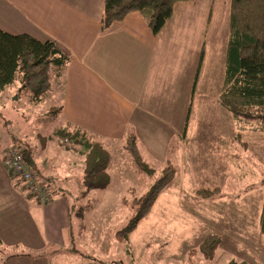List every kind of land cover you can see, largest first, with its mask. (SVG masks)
Listing matches in <instances>:
<instances>
[{
	"label": "rangeland",
	"instance_id": "374dc122",
	"mask_svg": "<svg viewBox=\"0 0 264 264\" xmlns=\"http://www.w3.org/2000/svg\"><path fill=\"white\" fill-rule=\"evenodd\" d=\"M231 5L232 0H196L174 9L175 25L184 27L185 35H205L207 60L211 52L214 62H221L220 85L215 95L207 86L199 89V96L204 91V107L197 116L198 107L193 106L190 113L196 119L179 138L157 129L159 135L149 140L146 150L147 137H141L142 143L131 133L150 174L135 164L128 149L132 144H102L109 155L110 182L102 190L87 191L82 181L85 159L56 144H62L57 135L62 125L56 113L59 101L48 93L36 102L33 93L24 94L19 87L0 93L1 112L11 122L15 143L23 146L26 138L37 154L62 153L77 167L68 174L59 171V186H51L67 190L72 203L73 242L67 251L52 254L68 257L57 264H264V234L257 220L264 211V132L238 122L219 102ZM189 37L192 33L185 39ZM217 106L219 115L212 118L210 107ZM168 139L177 144L174 153L168 151ZM167 170L175 171L173 180L136 230L121 240L118 234L142 210L143 200ZM213 216L219 219L214 222ZM208 237L220 242L219 253L211 259L200 253Z\"/></svg>",
	"mask_w": 264,
	"mask_h": 264
},
{
	"label": "crops",
	"instance_id": "0c3cea01",
	"mask_svg": "<svg viewBox=\"0 0 264 264\" xmlns=\"http://www.w3.org/2000/svg\"><path fill=\"white\" fill-rule=\"evenodd\" d=\"M105 2L0 0V28L11 35L27 34L41 41L53 39L72 56L67 71L48 92L59 101L56 113L62 120L61 130L72 125L94 141L122 148L132 133L142 143L141 137H147V143H143L146 150L149 140L159 135L157 129L179 138L196 119L190 113L193 106L198 107L197 116L199 108L204 107V91L199 96V89L207 86L205 89L217 94L221 62L215 63L211 52L207 60L205 35L196 31L185 35V28L175 25L174 16L159 35L138 12L103 31ZM191 33L192 37L186 40L185 36ZM210 110H214L212 118L219 115L218 106ZM9 123L0 105V261L65 262L67 256L52 254L65 251L73 242L72 203L67 190L57 188L61 194L55 195L52 187L59 186V171L68 174L77 167L62 153L37 154L34 144L26 138L23 146L18 145L12 140ZM174 142L168 139V151L173 153L178 150ZM56 144L61 147L59 141ZM11 146L28 150L35 161V171L50 180H45L52 186L50 204H39L5 169L4 152ZM210 218L215 222L219 216ZM3 254L10 260L5 262Z\"/></svg>",
	"mask_w": 264,
	"mask_h": 264
},
{
	"label": "trees",
	"instance_id": "16d2710c",
	"mask_svg": "<svg viewBox=\"0 0 264 264\" xmlns=\"http://www.w3.org/2000/svg\"><path fill=\"white\" fill-rule=\"evenodd\" d=\"M195 1L106 0L102 30L108 29L115 22H122L129 14L138 12L145 18L153 33L159 35L172 20L176 6ZM71 61L70 53L53 39L41 41L27 34L11 35L0 28V93L20 85L23 93H33V99L41 102L52 90L54 82L67 71ZM224 69L220 105L232 113L238 122L256 125V130L264 132V0H232ZM57 135L62 141L61 147L85 159L83 187L87 191L106 188L110 182L106 167L109 155H104L102 143L94 141L84 130L72 125L59 131ZM64 141H67L65 144L68 145H65ZM132 142L134 143L135 139L130 134L126 144ZM128 149L140 171L150 174L152 170L142 161L136 145L132 144ZM23 154L28 164L35 169L32 154L25 149ZM39 175L43 180L50 182L43 175ZM174 175V170H167L153 185L143 200L142 210L130 225L118 234L121 240H127L150 213ZM54 194L61 193L56 190ZM261 232L264 234V211ZM219 243L216 237H208L200 248V253L206 259L213 258Z\"/></svg>",
	"mask_w": 264,
	"mask_h": 264
},
{
	"label": "built area",
	"instance_id": "2783aa9c",
	"mask_svg": "<svg viewBox=\"0 0 264 264\" xmlns=\"http://www.w3.org/2000/svg\"><path fill=\"white\" fill-rule=\"evenodd\" d=\"M3 163L5 169L20 181L26 193L35 198L39 204L48 205L52 202L53 194L50 186L28 164L21 148L11 146L6 149Z\"/></svg>",
	"mask_w": 264,
	"mask_h": 264
}]
</instances>
